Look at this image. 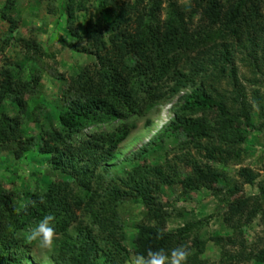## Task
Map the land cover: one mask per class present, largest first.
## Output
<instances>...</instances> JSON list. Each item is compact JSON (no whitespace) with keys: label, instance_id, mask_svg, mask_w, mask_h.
I'll return each instance as SVG.
<instances>
[{"label":"trees","instance_id":"1","mask_svg":"<svg viewBox=\"0 0 264 264\" xmlns=\"http://www.w3.org/2000/svg\"><path fill=\"white\" fill-rule=\"evenodd\" d=\"M14 2L4 0L0 9L9 33L3 46L16 40L27 54H40L34 39L17 37L16 20L9 15ZM60 10L47 11L64 17L71 49L92 60L60 79L62 108L38 94L40 70L22 79L8 64L0 67V109L7 102L14 111L12 116L0 112L1 147L11 150L16 164L34 140L20 131L23 117L28 112L38 122L34 111L51 109L56 125L39 127L37 151L57 174L38 182V191L21 195L12 186L0 194V264H33L22 233L48 213L57 218L58 239L47 264H131L130 253L136 257L149 248L171 250L203 221L190 217L174 231L164 228L168 217L182 218V211H167L155 195L159 185L169 183L178 184L180 197L205 189L223 208L221 221L230 236L200 242L218 249L215 264H264V243L246 251L240 237L264 213V187L258 184L256 195L238 196L240 182L225 173L248 154L243 146L250 133L259 134L264 145V98L259 92L264 72L258 61V50L264 53V0H97L83 24L76 19L86 11L81 2L64 0ZM243 61L253 79L248 91L238 79L237 63ZM179 93L171 118L130 154L136 163L118 184L97 173V168L107 170L118 145L134 129L131 117H143ZM31 97L37 103L30 113L26 103ZM253 106L256 126L250 118ZM105 124L111 130H101ZM168 132L183 137L174 150L176 165L149 166L147 154ZM178 163L186 173L177 170ZM234 173L241 185L252 186L257 177L245 167ZM129 195L143 211L127 235L118 202ZM25 203L27 213L17 214L15 209ZM200 255L201 250L190 255L187 264H212Z\"/></svg>","mask_w":264,"mask_h":264},{"label":"rangeland","instance_id":"2","mask_svg":"<svg viewBox=\"0 0 264 264\" xmlns=\"http://www.w3.org/2000/svg\"><path fill=\"white\" fill-rule=\"evenodd\" d=\"M3 1L0 0V9ZM76 1L81 2L86 8L85 12H78L76 14L77 22L83 24L93 14L97 0ZM117 1L121 2L122 0ZM187 1L177 0L179 4H186ZM63 2L64 0H15L13 8L9 11V15L16 20L17 37L27 40L30 38L34 39L39 46L40 54H27L22 44L16 40H11L10 45L4 47L3 43L6 37L9 36L7 32L8 24L0 19V48L2 49V52H0V67L7 66L6 64H8L15 71V74L22 79L26 78L29 73L40 70L41 81L37 89L38 94L50 106L57 109L62 108L59 98L60 79L66 80L80 67L92 62L90 56L72 50L69 45L71 39L65 27L64 17L58 12L61 11ZM51 7L57 9V13H48L47 10ZM103 17L105 18V16ZM27 55H29L28 58H26ZM258 55L260 57L258 61L261 63L262 71L264 72V53L258 50ZM237 64L238 79L245 90L248 91L250 82L253 80L251 71L247 68L245 61L241 65L239 62ZM220 87L225 88V86ZM259 92L264 98V85L259 88ZM180 94L163 103L159 108L148 111L143 117H131L128 122L135 125L134 129L118 145L115 150V158L105 166L107 170L97 168V173L102 174L106 180L118 184L124 178L127 171H130L136 163L129 160L130 154L168 122L172 116L170 109L178 101ZM36 103V98L32 99L31 97L27 100V111L31 113ZM0 112L9 116L14 114L12 106L7 102L2 104ZM34 115L36 118L38 117V122H34L28 112L21 121L20 131L27 136H32L34 140L16 164H12L13 156L11 150L3 148L0 145V194L10 190L13 186L21 195H26L39 190L38 182L41 183L42 180L46 182L57 177V174L48 168L47 159L37 151L40 137L39 127L48 128L55 126L54 112L51 109L44 108L41 111H34ZM250 118L255 126L259 123L254 106L251 109ZM146 121H149L150 124L146 125ZM100 127L103 131L104 129L111 130L106 124ZM182 141L183 137L178 132H168L164 136L162 144L153 148L147 154V164L160 168H164L166 163L170 164L171 167L176 165L177 160L175 156L177 153L174 150L176 145ZM243 148L248 152L246 157L243 158V161L239 165H230L228 171H225V173L229 180L241 183L234 171L238 167H245L253 171L257 175L254 184L248 186L239 183L241 192H239L238 196L243 194L249 196L256 195L258 184H262L264 187V145L260 135L250 133L246 138ZM191 152L194 153L192 150ZM166 154L168 155L167 157ZM170 158L173 159L170 161ZM38 168H41L42 172H39ZM177 170L183 174L187 172V168L182 163H178ZM219 184H222V182H219ZM159 188V194L155 193V195L158 196L161 205L173 214L182 211V218L173 215L165 220L164 228L166 230L174 231L183 225L184 219H189L190 217H193L194 220L203 221V224L192 235L175 241V247L184 245L190 250L191 255L201 250L200 260H206L212 264L217 263L219 258L218 249L209 241L201 247L200 242L212 236H220L222 238L230 236V231L221 221L223 208L217 204L215 199L205 189H201L195 195H189L190 197H180L178 184L159 185ZM142 211L143 207L139 201L130 195L118 202L119 216L127 235L133 231V225L141 219ZM196 236L198 237L197 242L194 239ZM240 237L245 241L244 246L246 251L262 246L264 243V213L262 215L258 214L241 233ZM127 239L129 240V237ZM128 246L130 247L127 241L126 247ZM27 249L29 256L33 260V264H45L41 253L34 245L28 246ZM130 262L131 264L135 262V257L131 253ZM241 264L249 263L242 262Z\"/></svg>","mask_w":264,"mask_h":264},{"label":"clouds","instance_id":"3","mask_svg":"<svg viewBox=\"0 0 264 264\" xmlns=\"http://www.w3.org/2000/svg\"><path fill=\"white\" fill-rule=\"evenodd\" d=\"M39 202L41 204L45 203L44 198L40 197ZM30 203L34 204L35 201ZM28 207L29 205L25 203L16 208L15 211L17 214L21 211L27 213ZM56 222L57 218L55 214L48 213L22 233L25 243L35 246L41 253L45 264H47L49 258L47 254L53 253L57 247L58 234ZM157 238H162V234L158 233ZM190 255V250L184 245L177 246L168 251L163 248L158 250L149 248L146 251V255L140 254L135 257L134 264H187Z\"/></svg>","mask_w":264,"mask_h":264}]
</instances>
